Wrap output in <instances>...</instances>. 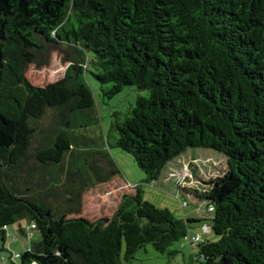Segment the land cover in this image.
<instances>
[{
	"label": "trees",
	"instance_id": "1",
	"mask_svg": "<svg viewBox=\"0 0 264 264\" xmlns=\"http://www.w3.org/2000/svg\"><path fill=\"white\" fill-rule=\"evenodd\" d=\"M49 45L78 56L61 80L38 87L26 74ZM88 76L104 103L126 87L140 92L113 114L107 141L132 156L145 183L161 181L189 149L225 156L227 173L207 188L179 186L190 217L145 201L137 186L112 216L89 220L79 216L86 179L57 207L49 201L57 174L37 188L33 172L60 169L77 131L93 122ZM50 111L58 119L41 131ZM110 166L100 182L118 175ZM23 216L40 240L10 264H122L149 244L174 256L198 223L215 239H191L196 263L264 264V0H0L3 243L14 224L27 235Z\"/></svg>",
	"mask_w": 264,
	"mask_h": 264
},
{
	"label": "rangeland",
	"instance_id": "2",
	"mask_svg": "<svg viewBox=\"0 0 264 264\" xmlns=\"http://www.w3.org/2000/svg\"><path fill=\"white\" fill-rule=\"evenodd\" d=\"M77 56V51L66 45H49L47 53L38 56V63L29 67L26 76L33 85L45 87L61 80ZM87 81L96 99L93 122L77 131L75 145L66 155L60 169L47 168L45 171L37 169L33 172L34 182L39 184L37 188L45 189L48 186L46 182H49V176L57 174L58 184L53 183V190L56 192L49 198L51 204L57 207L62 204V199L66 200L71 191L74 194L78 193L81 180L86 179L87 185L82 194V211L79 216L89 220L112 216L123 197L135 195L137 186L144 191L145 201L157 208L169 209L179 219H183L185 215L194 211L193 204L183 205V200H188L189 197L179 189V186L207 188L206 183L227 173L228 165L225 156L212 150L189 149L165 168L161 181L153 184L145 183L146 176L138 168L132 156L109 145L107 141L113 114L126 112L131 105H134L140 92L134 87H126L113 99L104 103L98 83L91 76H88ZM54 119L58 117L50 111L39 123L38 128L41 131H48ZM41 139L42 136L38 131L33 141L31 154L39 146ZM28 164L32 167L35 159L29 160ZM110 165L117 168L118 175L100 182L99 179L107 177L112 170ZM70 172L77 175L73 184L68 182ZM73 185L77 188H71ZM21 220L27 235L20 233L18 224L7 229L5 243L0 239V264H10L12 255L23 254L40 240V233L32 229L29 218L23 216ZM195 236H199V239L208 238L211 241L215 239L209 228L204 227L202 231L201 224L198 223L190 229L187 238L172 247V250L178 252L174 256L160 254L149 244L145 249L138 251L131 261L126 262L123 259L122 264H198L194 261L197 249L190 244ZM13 261L18 260L13 258Z\"/></svg>",
	"mask_w": 264,
	"mask_h": 264
},
{
	"label": "built area",
	"instance_id": "3",
	"mask_svg": "<svg viewBox=\"0 0 264 264\" xmlns=\"http://www.w3.org/2000/svg\"><path fill=\"white\" fill-rule=\"evenodd\" d=\"M185 206V204H183ZM32 229H36L35 225L31 224ZM196 241H199V237L195 239Z\"/></svg>",
	"mask_w": 264,
	"mask_h": 264
},
{
	"label": "crops",
	"instance_id": "4",
	"mask_svg": "<svg viewBox=\"0 0 264 264\" xmlns=\"http://www.w3.org/2000/svg\"><path fill=\"white\" fill-rule=\"evenodd\" d=\"M191 214H192V212H191V213H189V214H187V216H188V217H190V215H191Z\"/></svg>",
	"mask_w": 264,
	"mask_h": 264
}]
</instances>
